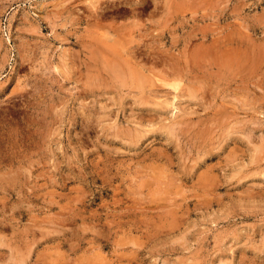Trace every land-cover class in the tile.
<instances>
[{
	"label": "rangeland",
	"instance_id": "rangeland-1",
	"mask_svg": "<svg viewBox=\"0 0 264 264\" xmlns=\"http://www.w3.org/2000/svg\"><path fill=\"white\" fill-rule=\"evenodd\" d=\"M0 264H264V0H0Z\"/></svg>",
	"mask_w": 264,
	"mask_h": 264
},
{
	"label": "bare ground",
	"instance_id": "bare-ground-1",
	"mask_svg": "<svg viewBox=\"0 0 264 264\" xmlns=\"http://www.w3.org/2000/svg\"><path fill=\"white\" fill-rule=\"evenodd\" d=\"M146 1H147V0H146ZM152 1H153V0H152ZM162 1H164V0H162ZM135 2H137V1H135ZM191 2H192V1H191ZM124 3H125V2H124ZM138 3H139V2H138ZM147 3H148V2H147ZM160 3H162V2H160ZM127 4H128V3H127ZM131 4H132V3H131ZM133 4H134V3H133ZM163 4H164V3H163ZM123 5H124V4H123ZM125 5H126V4H125ZM167 5H168V4H167ZM128 6H129V5H128ZM137 6H138V5H137ZM137 6H134V7H137ZM157 6H159V5H157ZM162 6H163V5H162ZM126 7H127V6H126ZM159 7H160V6H159ZM167 7H168V6H167ZM97 9H98V8H97ZM116 9H117V8H116ZM126 9H129V8H126ZM137 9H138V7H137ZM157 9H158V8H157ZM161 9H162V8H161ZM121 10H122V9H121ZM141 10H142V9H141ZM145 10H146V9H145ZM96 11H98V10H96ZM135 11H136V10H135ZM161 11H162V10H161ZM167 11H168V10H167ZM167 11H166V12H167ZM126 12H127V11H126ZM128 12H129V11H128ZM141 12H143V11H141ZM119 13H120V12H119ZM131 13H132V12H131ZM96 14H97V13H96ZM96 14H95V15H96ZM137 14H138V13H137ZM145 14H146V13H145ZM102 15H103V14H102ZM118 15H119V14H118ZM142 15H143V14H142ZM163 15H164V14H163ZM165 15H166V14H165ZM91 16H93V15H91ZM137 16H138V15H137ZM172 16H173V15H172ZM105 17H106V16H105ZM167 17H168V16H167ZM87 18H88V17H87ZM99 18L101 19V17H99ZM99 18H98V19H99ZM131 18H132V16H131ZM161 18H162V17H161ZM172 18H173V17H172ZM192 18H193V17H192ZM85 19H86V18H85ZM102 19H103V18H102ZM165 19H166V18H165ZM169 19H170V18H169ZM96 20H97V19H96ZM134 20H135V19H134ZM169 21H171V20H169ZM172 21H173V20H172ZM158 22H159V21H158ZM173 22H174V21H173ZM144 31H145V30H144ZM193 31H194V30H193ZM142 39H143V38H142ZM142 43H143V42H142ZM142 45H143V44H142ZM138 48H139V47H138ZM121 49H122V47H121ZM132 50H133V49H132ZM134 50H135V49H134ZM140 50H141V49H140ZM130 51H131V50H130ZM128 52H129V51H128ZM132 54H133V53H132ZM138 59H139V57H138ZM159 59H160V58H159ZM159 59H158V61H159ZM173 59H174V58H173ZM139 60H140V59H139ZM254 60H255V59H254ZM156 62H157V61H156ZM172 62H173V61H172ZM114 63H115V62H114ZM153 63H154V61H153ZM160 63H161V62H160ZM160 63H159V64H160ZM168 63H169V62H168ZM136 64H137V63H136ZM149 64H150V62H149ZM156 64H157V63H156ZM254 64H255V63H254ZM157 65H158V64H157ZM184 65H185V64H184ZM131 66H132V65H131ZM154 66H155V65H154ZM168 66H170V65H168ZM175 66H176V65H175ZM175 66H174V68H173V71H174V69L176 68ZM230 66H231V65H230ZM181 67H182V66H181ZM115 68H116V67H115ZM119 68H120V67H119ZM134 68H135V66H134ZM137 68H138V67H137ZM219 68H220V67H219ZM169 69H170V68H169ZM178 69H179V68H178ZM178 69H177V70H178ZM183 69H184V67H183ZM119 70L121 71V69H119ZM167 70H168V69H167ZM223 70H224V69H223ZM116 71H117V70H116ZM139 71H140V70H139ZM150 71H151V70H150ZM162 72H163V71H162ZM171 72H172V71H171ZM119 73H121V72H119ZM160 73H161V72H160ZM164 73H165V72H164ZM164 73H163V74H164ZM175 73H176V72H175ZM116 74H117V73H116ZM180 74L183 75L182 71H181ZM121 75H122V74H121ZM164 75H165V74H164ZM175 75L177 76V74H175ZM185 75H186V74H185ZM122 76H123V75H122ZM152 76H153V75H152ZM152 76H151V77H152ZM178 76H179V75H178ZM167 77H170V75L167 74ZM152 78H153V77H152ZM158 78H159V77H158ZM158 78H157V79H158ZM177 78H178V77H176V79H177ZM122 79H123V77H122ZM178 79H181V78H178ZM153 80H154V79H153ZM159 81H161V80H159ZM162 82H163V81H162ZM169 82H170V81H169ZM159 83H160V82H159ZM160 84H161V83H160ZM160 84H159V85H160ZM165 84H166V83H165ZM174 84H175V83H174ZM177 84H178V83H177ZM166 86H167V85H166ZM174 86H175V85H174ZM164 87H165V86H164ZM166 88H167V87H166ZM175 88H176V87H175ZM162 89H163V88H162ZM174 90H175V89H174ZM161 91H162V90H161ZM156 92H157V91H156ZM158 92H159V90H158ZM176 92H177V91H176ZM176 92H174V93H176ZM178 92H179V91H178ZM181 93H182V91H181ZM181 93H179V95H180ZM176 95H177V94H176ZM188 95H189V94H188ZM172 97H173V96H172ZM173 99H174V97H173ZM173 99H172V100H173ZM170 100H171V99H170ZM163 101H164V100H163ZM163 101H162V102H163ZM173 101H174V100H173ZM173 101H172V103H173ZM165 103H166V102H165ZM170 103H171V102H170ZM171 106H172V105H171Z\"/></svg>",
	"mask_w": 264,
	"mask_h": 264
}]
</instances>
